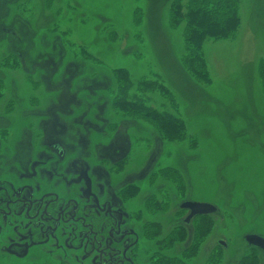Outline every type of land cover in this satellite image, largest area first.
<instances>
[{"label": "rangeland", "instance_id": "rangeland-1", "mask_svg": "<svg viewBox=\"0 0 264 264\" xmlns=\"http://www.w3.org/2000/svg\"><path fill=\"white\" fill-rule=\"evenodd\" d=\"M172 2L0 0L2 197L30 183L66 201H116L146 257L179 212L188 238L174 252L189 248L201 216L185 224L181 204L210 203L219 211L207 216L209 235L189 264H214L219 252L221 264H264V252L245 241L264 236V0H239L236 36L202 43L209 83L184 66L185 22L170 27ZM5 59L18 67L3 68ZM120 70L130 76L127 90ZM151 82L170 92L148 90ZM122 99L181 118L185 141L163 140L154 125L120 111ZM169 173L183 178L182 194ZM147 222L163 225L157 240L146 237ZM64 259L76 264L59 248L0 254V264Z\"/></svg>", "mask_w": 264, "mask_h": 264}, {"label": "flooded vegetation", "instance_id": "flooded-vegetation-1", "mask_svg": "<svg viewBox=\"0 0 264 264\" xmlns=\"http://www.w3.org/2000/svg\"><path fill=\"white\" fill-rule=\"evenodd\" d=\"M56 149L60 155L64 154L57 146ZM50 191L41 194L30 183L19 185L5 199L0 191V254L11 256L16 250L32 252L53 248L56 251L59 248L76 264H143L147 252L140 250L141 237L126 227V212L116 201L98 199L96 203L83 204L72 198L66 201ZM189 214L190 211L183 220L188 225L199 217L186 222ZM174 219L170 223H173L172 229L180 225L178 213ZM166 254L181 256L177 252ZM166 254L161 252L158 256ZM149 257L144 261L154 263L155 254ZM183 263L189 264L191 260Z\"/></svg>", "mask_w": 264, "mask_h": 264}, {"label": "trees", "instance_id": "trees-1", "mask_svg": "<svg viewBox=\"0 0 264 264\" xmlns=\"http://www.w3.org/2000/svg\"><path fill=\"white\" fill-rule=\"evenodd\" d=\"M184 22L183 35L186 48L185 58L183 59L184 66L190 75L198 81L209 83L211 79L203 57L202 43L207 39H230L236 36L240 27L239 0H173L170 10V27L177 29ZM7 61L6 59L1 61L3 68L11 65H13V68L17 66L16 61L6 63ZM116 75L121 76L126 81L125 88L123 89L127 90L132 86L129 80L130 76L126 70H120L116 72ZM259 78L264 89L263 62L259 65ZM151 89L158 90L166 96L168 95L167 92H170L168 88L156 82H151L148 85V90ZM119 105L121 106L119 108L120 111H129L126 113L131 117L144 119L154 125L163 140L174 142L185 141L186 124L181 118H177L170 113H159L141 102L134 104L128 102L126 99H122ZM192 147L196 149L197 141L193 140ZM171 172L178 174L179 170L172 168ZM166 176V179L172 180L177 184V188L181 190L182 194L185 190L183 178L181 177L178 180L176 178L177 175L174 176L171 173ZM179 189H177L178 194H180ZM155 204L157 207H160L159 203ZM199 218V222L194 226L190 247L182 249L181 256L179 257H169L166 254L170 250L174 252L175 247L184 244L188 238L186 229L179 225L162 239L161 242H157L162 247H160L153 258L154 264H175V261H177V264H184L183 262H188L197 256L210 232L208 223L205 221L208 217L202 216ZM144 231L148 239L157 240L163 233V225L159 222H147L144 225ZM260 236L264 237L262 234ZM161 252L167 256H158ZM217 259L214 264H221L220 252ZM211 262L210 257L208 258V263L211 264Z\"/></svg>", "mask_w": 264, "mask_h": 264}, {"label": "water", "instance_id": "water-1", "mask_svg": "<svg viewBox=\"0 0 264 264\" xmlns=\"http://www.w3.org/2000/svg\"><path fill=\"white\" fill-rule=\"evenodd\" d=\"M181 208L190 211L186 222H190L196 216L211 215L218 211V208L213 204L193 201L183 202ZM245 241L251 247L258 248L264 252V237L258 234H248L245 236ZM221 244L225 246V243L221 242Z\"/></svg>", "mask_w": 264, "mask_h": 264}, {"label": "bare ground", "instance_id": "bare-ground-1", "mask_svg": "<svg viewBox=\"0 0 264 264\" xmlns=\"http://www.w3.org/2000/svg\"><path fill=\"white\" fill-rule=\"evenodd\" d=\"M152 2L155 3V0H152ZM151 19H152V28L157 27V16H156V10L154 9L153 13L151 14Z\"/></svg>", "mask_w": 264, "mask_h": 264}]
</instances>
